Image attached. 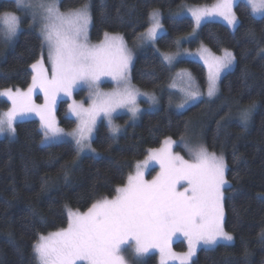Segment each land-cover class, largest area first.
Listing matches in <instances>:
<instances>
[{
  "label": "trees",
  "instance_id": "obj_1",
  "mask_svg": "<svg viewBox=\"0 0 264 264\" xmlns=\"http://www.w3.org/2000/svg\"><path fill=\"white\" fill-rule=\"evenodd\" d=\"M85 0H61L59 8L68 11ZM91 24L89 40L97 43L104 34H119L135 50L130 68L131 83L159 96V106L141 113L136 122L127 115L115 121L122 125L113 135L100 122L92 139L98 156L78 157L68 141L43 144L42 131L35 119L15 124L13 137L0 138V264H37L33 244L67 227L68 209L86 212L96 200L113 198L115 189L126 183L136 161L165 138L188 137L194 132L211 153L223 155L227 186L223 201L224 230L231 243H218L197 251L191 264H264V18H253L250 8L238 2L234 29L217 21L202 23L193 38L181 45H205L215 53L225 49L234 56L233 68L219 81L215 98L202 99L184 111H177L165 93L170 69L157 50L174 51L179 39L193 29L189 17H174L183 3L210 5L215 0H89ZM161 11L165 32L154 45L138 46V34L148 26V15ZM16 13L21 29L12 44L0 37V90L26 89L31 82V65L43 54L42 37L29 12L18 9L14 0H0V13ZM206 87V71L197 61L181 59ZM40 100L39 97H37ZM67 101H59L55 115L61 127L74 121L67 117ZM247 125L240 114L250 106ZM8 103L0 100V109ZM172 249L185 250L183 242ZM137 264H157L150 254Z\"/></svg>",
  "mask_w": 264,
  "mask_h": 264
},
{
  "label": "snow or ice",
  "instance_id": "obj_2",
  "mask_svg": "<svg viewBox=\"0 0 264 264\" xmlns=\"http://www.w3.org/2000/svg\"><path fill=\"white\" fill-rule=\"evenodd\" d=\"M14 3L18 9L31 13L33 23L39 14L41 46L48 47L51 70L42 59L37 60L31 65L32 82L26 91L0 90V98H6L11 105L0 113V135H14L15 122L34 113L40 120L42 143L60 139L64 130L57 125L54 115L57 99L60 94L71 97L75 90L86 87L88 106L76 102L69 105L77 123L68 135L75 143L77 156L86 150L95 152L91 137L98 119L107 120L110 132L115 135L119 128L113 124V114L118 109L126 108L133 118L140 111L137 98L141 93L130 82L132 55L123 37L106 32L99 44L88 42L92 19L89 0L66 12L60 11L59 0H14ZM235 5L236 0H215L210 7L190 12L197 27L212 17L234 27L238 24ZM247 6L253 18H264V0H247ZM148 22L149 27L138 39L154 43L162 31L159 12H150ZM20 25L21 18L13 12L0 13V37L6 42L18 35ZM201 59L208 69L207 95L212 97L218 91L221 73L232 66L234 56L227 49L222 56L202 49ZM174 60L175 56L163 54L164 62L172 64ZM104 78L113 83L112 91L101 90ZM37 90L44 95L43 104L32 99ZM181 91L187 97L178 105L181 109L189 100L200 97L199 91L191 86ZM143 95L148 96L150 103L155 102L153 96ZM252 107L241 112L243 125H247ZM175 145L176 141L165 138L160 148L149 149L147 159L137 163L135 174H130L127 182L115 189L113 198L96 200L83 213L69 211L66 228L40 235L33 244L37 264H127L122 253L129 248L137 261L157 249L161 264H167L168 258L190 264L199 245L211 247L220 241H232V235L224 230L223 201L228 182L223 155L210 153L203 145L184 143L189 156L185 159L174 153ZM150 161H155L160 170L151 180H145L142 169H147ZM178 234L187 241L184 253L172 250L173 238Z\"/></svg>",
  "mask_w": 264,
  "mask_h": 264
},
{
  "label": "rangeland",
  "instance_id": "obj_3",
  "mask_svg": "<svg viewBox=\"0 0 264 264\" xmlns=\"http://www.w3.org/2000/svg\"><path fill=\"white\" fill-rule=\"evenodd\" d=\"M60 1L61 0H59V3H60ZM240 1L247 4V0H236V4L238 2H240ZM211 5L212 4H210V5H204V6H209L210 7ZM198 7H202V5H193V4L183 3V4H180L174 10V12L172 14H173L174 17H189L193 21V18L191 16L190 9H194V8H198ZM234 8H235V6H234ZM154 10L158 11L159 14H160V22H161V25H162V31L158 35V37H159L160 35H162L165 32V29H164V26L162 24L161 11L159 9H154ZM61 12H66V11H61ZM14 14H16V13H14ZM16 15L19 16L18 14H16ZM206 21H217V22H221V23H224L225 25H227V23L224 22L219 17L208 18L205 21H203L202 23H204ZM35 22L37 24L39 33L41 35L42 21L40 19L39 14L37 15V18H36V21ZM147 27H149V22H148V26ZM147 27H146V29H147ZM228 27L231 28V29H234L235 28V26L234 27L228 26ZM89 28H90V26H89ZM198 28L199 27H197L194 24V22H193V29H192V31L190 33L186 34L185 37H183V38H181V39L178 40L179 43H177V47H176V49L174 51H171V52H163V51L157 50V52L159 53V55L161 56L162 59H163V54H168V55L175 56V60L173 61L172 64H168V63L165 62L166 65L168 66V68L170 69V77H169V81L167 83V88H166L165 93L167 95V100L171 103V105L173 106V108L176 109L177 111H184V110L188 109L189 107H191L192 105H194L195 103L201 101L202 99H212V98H215L218 95V92H219V81H220V79L218 81V91L216 92V94L214 96H212V97H209L207 95V83H208L207 82V76H208V69H207V67L204 64V61L201 59V54H202V49H207L212 54H214L216 56H222L223 55V51L220 52V53H215V52L211 51L210 49H208L203 44H200L196 48H189V47H186V46L181 45V40L193 38L194 37V34H196V31L198 30ZM20 29H21V25H20ZM20 29H19V32H20ZM146 29H144L143 31H141L138 34V36H137L136 43H137L138 46L154 45L155 44V42L154 43H144V42H142L141 40L138 39V37L142 33H144ZM19 32H18V34H19ZM88 35H89V31H88ZM112 35H116V34H112ZM16 37H14L11 41H7V42L5 41V42L8 43V44H12L15 41ZM103 39H104V37L102 38V40ZM101 41H99L97 43H91V41L89 40V37H88V42L90 44H99ZM124 43H125L128 51L132 55V63L130 65V68H131L132 67V64H133L134 56H135V50L132 47L128 46L125 41H124ZM43 51L44 52L41 55V57H40L39 60L42 59L44 61V66L47 69H49V71H50L51 70V65L48 63V47H47V45H44L43 46ZM228 51H230V50H228ZM204 55H207V53H204ZM181 59L194 60V61L200 62L204 66L205 71H206V87L204 89H202L197 84L196 77H195V75L192 73V71L190 69H188L186 67H180L178 65V63H179V61ZM233 66H234V62H233L232 66L229 69H227V70H225V71H223L221 73V77L225 73H227L228 71H230L233 68ZM31 72H32V68H31ZM178 73L181 74V75H177ZM129 75H130V72H129ZM189 76L191 77L190 80H189ZM31 82H30V84H31ZM131 85H132L133 88L137 89L139 91V93H141V95L138 96V98H137V104L139 106L140 111L133 118L132 117V114L126 108L125 109H118L117 112L113 114V124L116 125V126H118V128H119V131L115 135L119 134L121 132V130H122V127H123L122 125L118 124L115 121V118L118 115L125 114V115H127L129 122H136L139 119V116L141 115L142 112L147 111V110H154V109H156L159 106V102H160L159 99L160 98H159L158 94L154 93L153 91L151 92V91H146V90L140 89V88L134 86L132 83H131ZM189 86H191V88L193 90L199 91L200 97L197 100H195V101L189 100L188 103L185 104V107L181 109V108L178 107V105L184 103V101L187 99L185 92L184 91H181V89H187V88H189ZM100 87H101V90L103 92H110V91H112L114 85H113V83L111 82V80L109 78H104V82L100 85ZM27 88L26 89H21V90L22 91H26ZM143 94H148L150 96H153L155 98V102L154 103H150L148 101V96L147 95H143ZM37 97H39L40 100H38ZM32 99H33L34 103H36V104H43L45 102L44 95H43V93L39 92V90H37L35 92V94L33 95ZM0 100H4V101L7 102L6 98H0ZM62 100H65L68 103L67 104V117L70 118V119H72L74 121V125L71 128H68V129H65V128H63V127H61L59 125L58 119H57V117L55 115V111H56L57 104H58L59 101H62ZM73 102H76L78 104L79 103H83L85 107L88 106V103H89V100H88V90H87L86 87L85 88H82V89L75 90L73 92V94H72L71 97H67V96H64L63 94H60V96L57 99V103H56V105L54 107V115H55V119L57 121V125L64 130V135L60 139H58V140L44 141L43 144H50V143H57V142H62V141H68V142H71V143H73L75 145L74 141L72 140V137L70 135H68L76 127V123H77L76 117L72 116L71 113H70V111H69V105L72 104ZM7 103H8V108H9L11 106L10 105V102H7ZM7 109H0V113L7 111ZM29 119H35V120H37L39 122V126H40L39 117L36 116L34 113L28 115L27 117H25L22 120L16 121L15 124L18 123V122H21V121L29 120ZM100 122H104L107 125V127L109 128L107 120H104L102 118L101 119H98L97 124H96L95 129H94V132H93L92 137H91V145H92V139H93V137L95 135L96 127H97V125ZM15 124H14V126H15ZM4 137H13V135H11V136L8 135V134H2V135H0V138H4ZM42 139H43V133H42ZM171 139L173 141H176V145L173 148L174 153L180 154L185 159H188L189 156H188L187 151L184 149V143H188V144L193 145V146L203 145L202 142L200 140H198V138H197V136H196V134L194 132H192V133L190 132V135H188V137L186 135V136H182V137H180L178 139H173V138H171ZM161 145H162V143L158 147H155L153 149H158V148L161 147ZM148 154H149V151H148L147 155L143 159L135 162L134 167H133L132 171L129 172L128 176L130 174H133V175L135 174L137 163L138 162H141V163L144 162L147 159ZM85 155H92V156L97 157L98 156V152L97 151L92 152V151L86 150L85 152L81 153L78 157H83ZM217 156H219V155H217ZM142 170L144 171V179L145 180H151L157 174V172H159L160 169H159V165L155 161H150L149 167L147 169H142ZM69 211L76 212L74 210L68 209L66 211L67 217H68ZM262 233H264V229H263ZM261 237H262V234H261ZM262 238L264 239V237H262ZM179 241H181V242L184 243L186 249L183 250V251L182 250H174V249H172V250L174 252H176V253H184V252H186L187 251V241H186V239L183 236H181V235L178 234L177 236H175L173 238V242L172 243H176V242H179ZM232 241H220L219 243H231ZM214 246L206 247V246H203V245H199L197 247V251L199 249H201V248L208 249V248H212ZM197 251H196V253H197ZM122 254L125 257V259L127 261V264H137L139 261H141L142 259H144L145 257H147L150 254H156L157 264H161V255H160V253H159V251L157 249L150 250V252L148 254H146L139 261L133 259V252H132V249L131 248L127 249ZM195 256H196V254L191 258L190 264H191L192 260L195 258ZM167 264H180V262H179L178 259L168 258Z\"/></svg>",
  "mask_w": 264,
  "mask_h": 264
}]
</instances>
